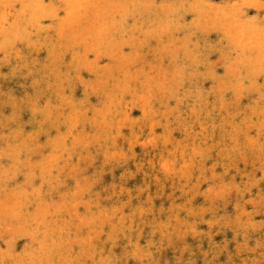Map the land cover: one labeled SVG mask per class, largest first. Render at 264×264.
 I'll use <instances>...</instances> for the list:
<instances>
[{
  "label": "bare ground",
  "instance_id": "bare-ground-1",
  "mask_svg": "<svg viewBox=\"0 0 264 264\" xmlns=\"http://www.w3.org/2000/svg\"><path fill=\"white\" fill-rule=\"evenodd\" d=\"M223 1L224 0H221L219 3ZM58 3L60 4L58 9L72 18L70 23L66 25V27H68L67 36L69 41L75 42L80 40L79 44L72 47H70V43H68L69 41L67 39L61 38V35L59 36L66 21H61V24H59L57 23V19L53 17L52 11L55 9L53 6H56L55 0H0V49L1 47H5V50H2L5 51L4 55H8V58L11 56L12 58L11 67H6L4 65V56H0V223L6 228L2 231L4 232L3 234L10 235L22 232L20 234L24 235V239L18 242L12 243L13 240L11 242L12 245L9 244L5 238L0 240V264H49L47 260L50 258L55 260L61 254L64 249L63 243L67 244V241L70 240L68 239V235L74 233L75 239L82 242L83 238H87L90 235L92 228L91 224L94 221L96 223L98 222V227L103 232L106 238L105 240L114 241L119 239L121 243L123 242L128 245L129 248H132V251H130L131 263L127 264H158L156 254L150 255V253H147V249L152 250L151 248H157L158 245L153 246L154 242H158L162 245L166 240L170 241L175 238L176 235L183 234V231H185L183 230L184 226L187 225L181 217L172 215V212L176 211L178 212L177 214L182 216H199L203 219L206 209L202 208V203L200 204L201 206H197L190 201L185 202L180 199V194L190 191V184L187 182L190 178L189 176L187 177V175L191 172V169H202L203 171L213 169V166L219 165L221 161L227 160L232 156L236 145L238 147L239 145H247L248 149L253 151V156L246 160L244 159V162H249L247 160L264 162V137L259 138V136H264V94H262L261 91L262 86H264V76L261 75V68L264 67V52H262L264 33L261 32V27L258 29L244 30L237 29L234 25L235 20L237 22L240 20L242 22L248 21L249 23L253 21V18L259 15L258 11L260 7L256 8L254 7L255 5L243 2L240 10L237 9L226 13V21L224 22L222 17L217 16L211 8H207L205 0H116V4L106 2V0H58ZM17 4L22 5V7L17 9L15 7ZM43 5H47V7ZM251 13L253 15L252 19L249 17ZM200 20L203 23L202 29L206 32L211 30L212 23L215 26V24H220V21H222L224 25L227 26L228 32L223 34L219 33L217 35L213 29L210 34L211 37L215 36L214 40L222 43L227 51L224 57L226 64L224 69L227 71V74L224 73L219 79L221 80V84L223 83V85H226L232 92L253 93L258 97V101H255L257 109L251 113L252 118L260 122H258L259 124L257 123L258 129H253L250 124L236 123L233 121L234 119L232 120L229 118L225 112L224 114H218V116H216L215 108H210L211 104L208 102L202 104L203 101L200 102L197 98L195 99L196 101L188 100V97L185 96L183 92L191 89L194 83L200 82L196 80L190 81V79L185 78L183 74L184 68L180 70L177 65L175 67L167 65L163 68H153L151 71L149 68H140L139 66L141 64L139 66L134 65L135 62L128 58L126 62H128V67L130 68L129 76L133 78V83H136L140 76L145 82H143L144 87L141 88V91L144 93V99L147 100V103L153 104L161 101L164 105L163 112H165V115L159 125L163 134L157 138L150 139L148 142V146L150 147L148 148L155 149L156 147H160L164 149L167 144L166 137L169 136L174 140L196 137V146L190 152L183 154V156L177 153L181 147L177 148L178 146H175V149L177 148L176 152L170 153L171 162L163 166L159 172L149 173V170H143L145 172H143L144 179L140 180L146 181L142 184L144 185L142 191L144 193L139 197L136 196L134 199L127 198L130 200H127L129 204L138 211L134 221L130 212L132 207L129 208V205L126 204L127 201L124 202L122 200L117 202L121 209L120 213H117L119 210L116 212L117 209L112 208L111 205L107 208L108 213L106 215H103L100 212L101 210L96 208H90L89 210L86 208H78V210H76L75 206L80 203V201L76 199L77 195L85 198V191L87 189L90 190V188L104 195L107 194L110 185L108 181L113 179L115 183H118L122 179L126 180L128 174L130 175L132 172V167L139 166L141 160L136 153L132 152L130 155L131 160L127 161V164L121 165L124 167L118 168L120 172H113V170H110L108 177L103 176V179L98 178L96 180H90L88 177L90 174L87 173L90 170L85 172L82 169L85 167H82V165H84L83 163H86L88 158L86 162L81 161V158H84V155L83 157L81 155L80 158V154H83V151L81 150L78 153L79 147L76 146L77 143L75 144V141L79 139L78 133H70V136L66 137L67 133L69 131L75 132V125L80 120H85L87 122H89L91 118L92 120H104L101 117L102 114L114 109L112 103L113 98H115L114 102L120 99L123 100L126 90L123 89L124 87L121 86V84L120 87H118L117 84L115 86L114 79L116 76L111 70L110 73L103 76L102 79L106 80L108 83L112 96L108 90V86L100 87L98 91L91 89L92 83H95L94 80L97 79L93 76L94 70L96 69V62L94 61L93 65L86 66L88 60H84L85 56H81L77 59L78 55L83 52H87L92 56L97 54L101 48L99 46L102 45V42L107 45L106 49L109 47L115 48L120 42V38H123L125 46H133L131 43H134L135 40H141V43L146 42L145 44L147 47L152 45L151 43L154 40L159 43L166 41L173 42L178 47L188 46L191 45V41L183 42L182 39L190 33V31H188L189 26H191L194 21ZM59 29L60 32L58 34ZM77 32H79L80 39L76 36ZM174 32H178L180 37L176 39L177 36L175 34L173 35ZM31 35H33V38ZM227 36H231L233 42L228 40ZM38 39H42V41H37ZM234 39L237 40L234 41ZM34 52H38L40 55L39 59H43L49 67H59L61 73L67 74L68 76L72 75L76 79V90H72V94L75 98H73V102L66 105L61 112L54 114L49 106L59 105L58 101L60 98L57 97L59 93L56 92L54 88H58L59 90V87L63 84L62 80L60 81L62 74H57L53 69L50 71L51 75L49 73L47 74L49 76H42V73L40 74L41 66H38L37 63L32 61L34 59L30 58V55ZM250 52L254 54V57L247 56ZM129 55L126 56L128 57ZM163 59L165 60V58ZM28 68L31 69V73H33V75L30 76L32 79L29 77L26 78L25 76V71L26 69L28 70ZM83 71L86 76H84ZM41 72L44 71L41 70ZM28 73H30V71H28ZM214 75L213 73H202V78L206 81L208 78L214 80L216 79ZM46 77H52L54 80H48ZM236 82H239L238 88L235 87ZM164 85L167 87H163ZM34 87L40 90H35L30 94L27 93L29 96H32L30 97L32 101H28L29 99L27 100L26 98V101L23 103L17 102V98L20 97V94ZM181 92L183 96L180 94ZM40 93L49 99V106L44 107L37 102L36 98H38V95H41ZM218 94H220V92ZM215 97L217 96L215 95ZM215 97L212 101L216 104L217 98ZM21 98L20 101H22ZM186 101L188 103H193L184 105ZM67 102H65V104ZM60 103H62V100ZM241 106L239 108H241ZM175 116L178 117V119L174 118ZM212 116H216V118H212ZM49 117L53 118V126L45 127L44 122H46ZM177 120L179 130L176 126ZM85 124L89 125V123ZM105 127L106 125L99 129L105 131ZM253 131H255V135H252ZM120 134L121 137L128 135L131 138L135 135L134 131L129 132L128 124L123 125V128L120 129ZM38 137H41V140H37L39 139ZM224 138L225 140H223ZM98 139H100L99 135L94 128H91V126L89 128H82V147L83 149L88 147V149L85 150L87 152H95L96 158L93 157L94 162L91 163V165L95 163L96 167L100 168V166H98L99 162L104 159L108 160L107 158L110 155L107 150L102 152L96 151V149H99ZM114 139L115 137L109 134V139L107 140L108 144H114L117 141ZM37 142L41 143V145L36 146ZM202 149H204V151ZM213 153L219 154L217 157L215 156V161L209 163L210 161L208 162L207 157L210 154L213 155ZM86 155L87 154H85V156ZM246 157L240 158L243 159ZM242 163L243 162H241V164ZM222 165H224V163H222ZM123 168H125V170L121 171ZM172 169L178 170L176 173L180 175L179 178L183 181L184 185L182 184L183 186H180L182 187L180 193L176 192V190L178 191V186L176 187L174 178H171L175 174H170ZM252 169L254 170V166H252ZM234 170L236 171V169ZM213 175L214 172L211 176L209 175L210 178H207V180L204 178L203 182L207 184V192H211L212 195L216 193L217 195L219 194L217 192L224 188L220 189V185L222 184H220V182L222 181L216 179L218 175ZM78 176L81 178L75 181ZM91 177L93 178V176ZM128 179L130 180V178ZM195 179L196 178H194V180ZM256 179L258 180V178ZM46 180H48L50 184L49 196H47L48 193H46V190L42 187ZM254 181L253 183L255 184L257 181ZM226 182L224 186L227 185L226 187H229V180ZM86 183H90L88 188H85ZM200 183H198V185ZM130 185L136 190L137 186L140 185L139 179L136 177ZM153 185L161 188L162 191L170 192V198L168 196V198L160 199V201L154 200L151 195ZM235 185L234 183L233 186L235 187ZM231 186L228 188V191L234 188ZM249 186H247L248 192ZM129 189H131V187L127 190ZM236 189H238V187H235V191L238 192ZM139 190L141 191V189ZM224 190L222 192H224ZM204 192H196L195 201H203L202 196ZM221 193L219 198H221ZM225 194L228 196L227 193ZM223 198L225 199L224 196ZM84 204L85 203H82L81 205ZM94 204H96V202ZM86 205L88 206L87 203ZM148 205H150L149 210L144 211ZM210 206L212 207V205ZM31 207H33V209ZM212 208H215V206ZM253 211L256 212L257 210ZM234 214V218L240 217V215L236 216V212ZM223 216L225 217V214ZM51 217L55 219H49ZM130 217H132V219ZM219 217L221 218V215ZM211 220L213 221V219ZM233 220L235 221V219ZM246 220L249 221L248 219ZM205 221L211 228L215 222L210 220L208 222L207 219ZM134 222L140 224V237H144L146 249L144 245L141 247L139 243L135 244L134 242ZM225 222H223V224H225ZM235 223L238 224V221ZM188 224L187 226H190L191 229L197 226L194 223L188 222ZM243 226L245 227L246 225ZM95 228L94 226V229ZM135 228L137 227L135 226ZM101 231L99 232L100 234ZM196 231L194 230L193 232L195 233ZM206 235L209 234L207 233ZM97 236L99 235L97 234L96 237ZM17 237H15V240ZM105 240H99L101 246H103L102 242H105ZM214 245L215 244L211 246ZM169 246H171V244ZM197 246L198 244L196 248H198ZM15 247H19L18 252H20V255L18 259L13 260L8 257V253L15 249ZM77 248L78 254L82 257H87L88 260L92 257V253L90 254L87 251V253H84L79 247ZM88 248L87 246L86 250H88ZM92 248L94 250V247ZM112 250V252L109 251L107 252L108 254L106 253V255L102 257L104 261H109V264H114V260L117 256L116 250L119 251L118 247ZM201 255H204V253ZM236 255H238L237 252ZM60 260L57 258L56 263L62 264ZM102 263L101 259L98 260L96 258V260L90 264Z\"/></svg>",
  "mask_w": 264,
  "mask_h": 264
},
{
  "label": "rangeland",
  "instance_id": "rangeland-1",
  "mask_svg": "<svg viewBox=\"0 0 264 264\" xmlns=\"http://www.w3.org/2000/svg\"><path fill=\"white\" fill-rule=\"evenodd\" d=\"M205 1L207 3V8H211L217 16L222 17L224 22L226 21L225 20L226 19V16H225L226 13H228L229 11L237 10V9L240 10L242 8L243 2H247V3H250L252 5H255L254 7H256V8L260 7L259 8L260 10L258 11L259 15H257L256 18H253L252 13L250 14L249 17H250V19L253 18V21H251L249 23L248 21L242 22L240 20L237 22L235 20L234 25L236 26L237 29H244V30L245 29H258L259 27L264 25V0H224L221 3H219V1H221V0H205ZM106 2H111L112 4L113 3L116 4V0H106ZM55 4H56V6H53V7H55V9L53 10L55 12L52 11V14L54 15V16L53 15L52 16L57 19V23H59V24H61L60 23L61 21H64V22L66 21L65 26H63V28L61 30V33L59 34V32H60V29H59L58 34H59V36L61 35V38L67 39L69 41L68 36H67L68 27H66V25L70 23L72 18L69 17L68 15L62 13L58 9V6H60V4L58 3V0H55ZM205 7H206V4H205ZM202 25H203V23L200 20V21H194L191 24V26H189L188 31H190V33L182 39L183 42L191 41V45H188V46L178 47L173 42L166 41L163 43H159L156 40H154L153 41L154 43L152 42L151 43L152 45H149L148 47L145 44L146 42L141 43V40H135L134 43H131V45H133V46H129V45L125 46L123 38H120V42L117 44V46L115 48L109 47L108 49H106L107 45L103 44V42H102V45L99 46L101 48L97 54L92 56L91 54H88L87 52H83V53L78 55L77 59L81 56H85L84 60H88L86 66L93 65L94 61L96 62V69L94 70L93 76L97 79L94 80L95 83H92L93 85H91V89L98 91L100 89V87L108 86V83L106 82V80H104L102 78H103V76L109 74L110 70H111L116 76V78L114 79L115 86L117 84V86L120 87V84H121V86L124 87L123 89L126 90L125 97L123 100L120 99L119 101L114 102L115 98H113L112 103L114 105V109L108 111L107 113L102 114L101 117L104 120H98V119L92 120V118L90 119L89 122H87L85 120H80L75 125V132L69 131L67 133L66 137H69L70 133H73V134L78 133L77 135H78L79 139H77V141H75V144L77 143L76 146L79 147L78 153L81 150L83 151V154H80V158H81V155H82V157L84 155V158H81V161L86 162V160L88 158L87 162L83 163L84 165H82V167H84V166L85 167L82 169L85 172L90 170L89 172H87L90 174L88 176L90 178V180H92V179L96 180L98 178L103 179V176L108 177V173L110 170H113V172H115V171L120 172L118 170V168L124 167L121 165L127 164V161L131 160L130 155L132 152L136 153L139 156V158H141V160H140V163L138 162L140 164L139 166H133L132 167L133 169H132V172L130 174L132 176H130L128 174L126 180L122 179L118 183H115L113 179L111 181H108V182H110V185L108 187L109 192L107 194L104 195L98 191L96 192L95 189L90 188V190L87 189L85 191V194H84L85 198H82V196L77 195L76 199H77V201L79 200L80 203H78L75 206L76 210H78V208L79 209H85L86 208L87 210H89L90 208H96V209H100L101 210L100 212L103 215H106L108 213L107 208L111 205L112 208L117 209L116 212L119 210L117 213H120L121 209H120V206L117 204V202L119 200L126 202L127 200H129L131 198L134 199V198H136V196L139 197L140 195H142L144 193V192H142L143 186H144L142 184L145 183L146 181L140 180V179H144V174H143L144 171L143 170H149L150 171L149 173L159 172L163 166H166L167 164H169L171 162L170 153L176 152L177 148L181 147L177 153H180V155L183 156V154L190 152L196 146L195 145V142H197L196 137L185 138V139L181 138V139L174 140L172 137L169 136V137H166L167 144H166V147L164 149H162L160 147H156L155 149L148 148V147H150V146H148V142L150 141V139L157 138L158 136H161L163 134L162 129L160 128L159 125H160V123L163 120L164 115H165V112H163V106L164 105L161 103V101L153 103V104L147 103V100L144 99V93L141 91V88L144 87L145 82L142 79V77L140 76L139 80L137 79L138 81H136V83H133V78L131 76H129L130 68L128 67V62H126L127 61L126 59H128V58L135 62L134 65L139 66L141 64L139 66L140 68L141 67H144V69L149 68L151 71L153 70V68H156V67L163 68L164 66H167V65H172L174 67L177 65L178 69L180 68V70H183V68H184L185 70H183V74H184L185 78L190 79V81L196 80V81L200 82V83H194L192 85L191 89L186 90L184 92L182 91L184 93V95L188 97V100L196 101L195 99L197 98L198 101H200V102L203 101L202 104L208 102L211 104V107L209 106L210 108H215L216 116H218V114H224V112H225V114L229 118H231L232 120L234 119L233 121H235L236 123H238V124H244V123L250 124V125H252L253 129L254 128L258 129V124L260 122L257 119H256L257 121L254 120L252 118V114H251L252 112H254L257 109V104H255V101L256 100L258 101V99H257L258 97L256 95H254L253 93L247 94V93H243V92L239 93L237 91L232 92L230 89H228L226 87V85H223V83L221 84V82H220L221 80L219 79L224 75V73L227 74V71L224 69V67H226L224 57H225L227 51L224 48L222 43L216 42L214 40L215 36H212L213 37V40H212V37L210 34H211V30H213V29L217 33V35L219 33L223 34L225 32H228L229 30L227 29V26H225L222 21H220V24H215V26L212 23V26L210 28L211 30L206 32L205 30L202 29L203 28ZM174 34L177 36L176 39L180 37V34L178 32H174L173 35ZM31 36L33 38V35H31ZM76 36H77V38H79V32H77ZM45 38H47V37H45ZM206 39H207V41H206ZM227 39L231 40L233 42L231 36H227ZM235 40H237V39H234V41ZM37 41L41 42L42 39H38ZM68 43H70L69 45H70V47H72L76 44H79L80 40L75 41V42L69 41ZM24 48H22V49H24ZM2 50H5V47H1V49H0V56H4L3 57L4 63H5L4 65L6 67H11V62H12L11 56L8 58V55H4L5 51H2ZM126 55H129V56L127 57ZM5 56H6V58H8L7 60H5L6 59ZM247 56L254 57V54H252L250 52L247 54ZM30 58L34 59L32 61L37 63L38 66H41V70L45 72V73L41 72V70H40V74L42 73V76H49L47 74H49L50 71L53 69H54V71H56L57 74L61 73L59 67H56V68L49 67L43 59H39L40 55L38 54V52H34L32 55H30ZM89 58H91V59H89ZM163 58H165V60ZM42 61H44V62H42ZM91 62H93V63H91ZM2 64H3V61H2ZM24 67H26V66H24ZM28 71H30V73H28ZM202 73H213V75L216 74V75H214L216 77V79L212 80L211 78H208V80L206 81L202 78ZM61 74H62L61 76L63 77V79L61 77L60 81L62 80L63 84H61V87H59L60 91L58 90V88H54V90L59 93V96H57L58 98H60V100L58 101L59 105L49 106V99H47V97H44V95L41 93H40L41 95H38V98H36L37 102L42 104L44 107H46V106L51 107L52 112L54 114L61 112L63 110V108H65L66 105L72 103L73 98H75V96L72 94V90H76L75 89L76 79L72 75L68 76L67 74H63V73H61ZM83 74H84V76H86L84 71H83ZM32 75H33V73H31V69H29V68H28V70L26 69V71H25L26 78L29 77L30 79H32L30 77ZM50 75H51V73H50ZM196 78H198V79H196ZM46 79L54 80V78H52V77H46ZM104 84H107V85H104ZM238 85H239V82H236L235 87L238 88ZM163 87H167V86L164 85ZM35 90L39 91L40 89H38L37 87H34L31 90L24 91L22 94L19 95L20 97L17 98L18 100L16 99L17 102L19 101L18 103H23L26 101V98H27V100L29 99L28 101H32V99H30V97H32V96H29V94ZM108 90L112 96V92L110 91L109 86H108ZM182 92L180 94H182V96H183ZM219 92H220V94H218ZM27 93H29V94H27ZM185 93H187V94H185ZM214 94L217 97H215ZM242 94H244V95H242ZM107 97H109V96H107ZM214 97L217 98L216 104L214 103V101H212L214 99ZM20 98L22 99V101H20ZM109 98H111V97H109ZM233 98H234V100H233ZM237 99H239V100H237ZM61 100H62V103H60ZM65 102H67V103L65 104ZM96 103H98V102H96ZM190 103H193V102L188 103L186 101L184 103V105L185 104L188 105ZM240 106H241V108H239ZM237 108H238V110H237ZM239 109H240V111H239ZM209 110H211V109H209ZM216 116H212V118L213 117L216 118ZM174 118L178 119V117H176V116ZM106 119H108V120H106ZM179 120H182V119H179ZM238 121H240V122H238ZM248 122H250V123H248ZM85 123H89L91 128H94L96 130V133L99 135V138H100V139H98L99 149H96V151L102 152V151L107 150L109 155H110L107 158L108 160L104 159V160L99 162L98 166H100V168H97L95 163L93 165H91V163L94 162L93 159L96 158L95 152H93V151L87 152L85 150H87L88 147L86 149H83V147H82V144H81L82 128L83 127H88V128L90 127L89 125H87ZM124 124H128L129 132L134 131L135 135L133 136V138H131L128 135H125L122 137L120 136L121 135L120 129L123 128ZM44 125H45V127H52L53 126V118L49 117L47 119V121L44 122ZM104 125H106L105 131L102 129H99ZM177 125H178V120L176 122V126ZM177 129L179 130L178 126H177ZM109 134H111L115 137V139H114L115 141L117 140L112 145H109L108 141H107L109 139ZM252 135H255V131L252 132ZM261 137H264V136H259V138H261ZM38 138L39 139H37V140H41V137H38ZM223 140H225V138ZM82 141H83V139H82ZM85 143H87V142H85ZM117 143H120V144H117ZM40 145H41V143L37 142L36 146H40ZM175 146H178V147L175 149ZM236 146L233 150L232 156L229 157L227 160L221 161L222 163H224V165H222V163L220 162V164L222 166L219 164V165L213 166V169H208L206 171H203L199 167L198 168L200 170H194V169L190 170L191 172L187 175V177L189 176V178H190L187 180V182H189V184H190V186H189L190 191L186 192L184 194H180V196H181L180 199L184 200L185 202L190 201L193 204H196L197 206H201L200 204L202 203V208L206 209L204 212V215H203V219H201L199 216H194V215L193 216L192 215H183L182 216L180 214H177L178 212L173 211L172 215H178L179 217L182 218V220L185 221V223L187 225H189L188 224V222H189V223H194L197 226H195L194 229H191L190 226L185 225L184 229H183L185 231H183V234L176 235V237L171 239L170 241L166 240L162 245H160V243H158V242H154L153 246L158 245V247L157 248H151L152 250L147 249V253H150V255H154V253H155L156 257H157V263L158 264H164V263L165 264H226V263L227 264L228 263L229 264H235V263L236 264H264V162H260V161H257V162L254 161L253 162L251 160H247L249 162H244L243 161L244 159L246 160L247 158H251L253 156V151L252 150L250 151V149H248L247 145H246L247 147L246 146H240V145H239V147L238 146L236 147ZM243 147H245V148H243ZM263 147H264V145H263ZM214 149H216V148H214ZM202 150L204 151V149H202ZM85 154H87V155L85 156ZM218 154L217 153H213V155L210 154L208 156L209 158L207 157L208 162L210 161L209 163H212L213 161H215L216 160L215 158L218 156ZM90 157H91V159H90ZM240 157H246V158L242 159ZM241 162H243V163L241 164ZM252 162H253V164H252ZM228 164H230V165H228ZM249 164L254 166V170L255 169L256 170L254 171L252 169V166ZM236 165H237V167H236ZM256 166H257V168H256ZM91 167H92V169H91ZM222 167H223V169H222ZM228 167H231V168H228ZM234 169H236L237 172ZM123 170H125V168H123L121 171H123ZM177 171L178 170L172 169L170 171V174L173 175L175 173L173 175V177H171V178H174V182L176 184V187L178 186V191L176 190V192L180 193L181 189H182V187H180V186L183 184V181L179 178L180 175L178 173H176ZM221 171H222V173H221ZM99 172H101V173H99ZM213 172H214L215 176L218 175V176H216V179L222 181V182H220V184L222 183L220 185V189L221 188L225 189V190L221 189V191H218L217 193H219V194H217V195H216V193H214L215 197H214V194L212 195L211 192H207V189H208V187H206L207 184L205 182H203V179L205 178L207 180V178H210V176ZM238 172H239V175H238ZM252 173H253V175H252ZM221 174H223V175H221ZM91 176H93V178ZM199 176H201V177H199ZM136 177L139 179V184H140L137 186L138 190L137 189L134 190L132 188V186L130 185L131 183H133V181ZM80 178L81 177L78 176L75 181H78ZM128 178H130V180ZM194 178H196L197 180L196 179L194 180ZM252 178H254V179H252ZM256 178H258V180ZM227 180H229V182H230L229 187H226L227 185L224 186L225 183H227L226 182ZM254 180L257 182H255ZM200 181H201V183H200ZM253 181L255 182V184L253 183ZM198 183H200V184L198 185ZM234 183L236 184L235 187L236 188L238 187V189H236V190H238V192L235 191V187L233 186ZM248 183L250 184V186ZM48 184H49V181L46 180L44 182V184L42 185V187H44V189L46 190L45 192L48 193L47 196H49V190H50V184L49 185ZM85 185H86L85 188H88L90 183H86ZM230 186L234 187V188H232V189H230V191H228V188H230ZM247 186H249V192H248ZM129 187H131V189L127 190ZM139 189H141V191ZM152 189L153 190L151 192V195H152L154 200L160 201V199L168 198V196L170 198V195H171V194H169L170 192L162 191L161 188H158L156 185H153ZM257 189H258V191H257ZM112 190H113V192H112ZM194 190H195V192H194ZM223 190H224V192H222ZM256 191H257V193H256ZM196 192H204V194L202 196L203 201H199V200L195 201ZM206 193L209 196H207ZM220 193H221V198H219ZM225 193H227L228 196ZM222 194L225 197V199L223 198ZM235 195H236V197H235ZM141 197H143V196H141ZM94 198H96L97 201ZM127 198H129V199H127ZM222 198L224 199V201ZM233 198H235L236 200ZM129 201H127L126 204L129 205V208L132 207V209H130V212H131V215L133 216V221H134V219H136L135 215L138 214L137 213L138 211H137V209H135L133 206H131L129 204ZM95 202L97 205L94 204ZM82 203H85L84 204L85 206L81 205ZM86 203L88 204V206L86 205ZM92 205H93V207H92ZM210 205H212V207L215 206V208H212ZM149 206L150 205H148V207L146 209H144V211H148ZM234 206H237V207H234ZM31 208L33 209V207H31ZM104 210H106V211H104ZM253 210H257V211L255 212ZM103 211H104V213H103ZM235 212H236V216L240 215V217L234 218ZM246 213H247V215H246ZM224 214H225V217L223 216ZM233 214H234V216H233ZM220 215H221L222 219L224 218L223 220L219 217ZM130 218L132 219V217H130ZM49 219H55V218L51 217ZM204 219L205 220L207 219L208 222H209V220L212 221L211 219H213L212 222H214L216 219L217 220L214 222V225L211 228V226L209 224H207ZM233 219H235V221ZM246 219H248L249 221H247ZM237 221H238V224L235 223ZM253 221L255 224L253 223ZM57 222H59V221H57ZM223 222H225V224H223ZM134 223H135L133 226L134 233H135L134 242H135V244L139 243L141 245V247L144 245V248L146 249L145 239L143 236L140 237V234H141L139 232V228H140L139 225L140 224L137 222H134ZM257 223L258 224L261 223V224L258 225ZM98 225H99L98 222L96 223L95 221L91 224V226H92L91 233L87 238H83L82 242H79L75 239L74 233H71L70 234L71 236L68 235V239H70V240L67 241V244L63 243L64 249L62 250L61 254L57 257V258H59V260L61 259L60 261L62 264H66V263L78 264V262H79V264H90V263H93L96 260V258L98 260L101 259L103 262L102 264H109V261H104L102 259V257H104L107 252H109V251L112 252L113 251L112 249H115L117 247H118L119 251L116 250L117 256H116V259L114 260L115 261L114 264L131 263L130 262V256H131L130 251H132V248H129L128 245L124 244L123 242L121 243L119 239L114 240V241L113 240L112 241L111 240H105L106 238L104 237L103 232L99 229ZM243 225H246V226L244 227ZM257 225H258V228H257ZM94 226L96 227L95 229H94ZM135 226L137 228H135ZM4 229H6V228L0 223V238H1L0 240L5 238L6 241L12 245V243L18 242L19 240L24 239V235L20 234L22 232L19 231L20 233H13L10 235H6V234H3L4 232H2ZM97 229L101 231V234L99 233L100 231H98ZM194 230L195 231L197 230L195 232L196 234L193 232ZM209 230H210V232H209ZM216 231H218V232H216ZM191 233H192V236L194 235L193 237L191 236ZM207 233L209 235H206ZM233 233H234V236H233ZM97 234L99 236L96 237ZM137 236H139V237H137ZM15 237H17L16 240H15ZM208 237H209V239H208ZM100 239H103V241L105 240V242H102L103 244L101 243L103 246H101L99 243ZM92 242H93V244H92ZM211 242H213V243H211ZM170 244H171V246H169ZM197 244H198V246H197L198 248H196ZM213 244H215V245L211 246ZM76 245H77V247H79L81 249V251L83 250L82 252H84V253L88 252L90 254L92 253L91 254L92 257L88 260L87 257L85 258V257H82L81 255H79L78 251H77L78 248L76 247ZM87 246L89 247L88 250H86ZM95 246H97V247H95ZM221 246H223V247H221ZM244 246H246V247H244ZM92 247H94V250L96 249L95 252H94ZM18 249H19V247L18 248L15 247V249L11 250L8 253V257H10V259H13V260L18 259L19 255H20V252H18ZM90 249L92 250V252ZM64 250H65V252H64ZM181 250H183V251H181ZM189 252H191L192 254ZM236 252L238 255H236ZM203 253L205 256L201 255ZM136 254H137V252H136ZM68 256H69V258H68ZM62 258H64V259H62ZM56 259L53 260L50 258L47 261L49 262V264H57ZM73 259L75 262L73 261ZM51 260H53L54 263ZM67 261H69V262H67ZM119 261H121V262H119Z\"/></svg>",
  "mask_w": 264,
  "mask_h": 264
},
{
  "label": "snow or ice",
  "instance_id": "snow-or-ice-1",
  "mask_svg": "<svg viewBox=\"0 0 264 264\" xmlns=\"http://www.w3.org/2000/svg\"><path fill=\"white\" fill-rule=\"evenodd\" d=\"M43 6L47 7V5H43ZM15 7L19 9L22 7V5L17 4L15 5ZM261 32L264 33V25L261 26ZM262 52H264V45H262ZM261 75L264 76V67L261 68ZM261 91H262V94H264V86H262Z\"/></svg>",
  "mask_w": 264,
  "mask_h": 264
}]
</instances>
